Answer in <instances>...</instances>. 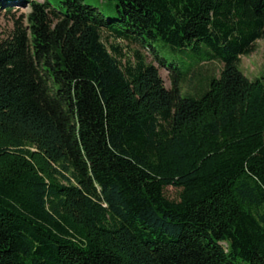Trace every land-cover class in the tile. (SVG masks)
<instances>
[{
    "label": "trees",
    "instance_id": "16d2710c",
    "mask_svg": "<svg viewBox=\"0 0 264 264\" xmlns=\"http://www.w3.org/2000/svg\"><path fill=\"white\" fill-rule=\"evenodd\" d=\"M263 38L264 0H0V264H264Z\"/></svg>",
    "mask_w": 264,
    "mask_h": 264
},
{
    "label": "rangeland",
    "instance_id": "374dc122",
    "mask_svg": "<svg viewBox=\"0 0 264 264\" xmlns=\"http://www.w3.org/2000/svg\"><path fill=\"white\" fill-rule=\"evenodd\" d=\"M43 1V0H42ZM32 12L30 4L20 5L17 4L12 12L4 11L1 18L2 31L5 37L10 36L16 25L17 20L24 19V24H29V15ZM115 42L114 40H112ZM125 45L126 52L129 55L133 54L135 49H140L137 45H129L127 42H121ZM157 46L161 54L166 57L170 62L176 63L184 71L190 72L186 80L182 83V93H195L203 90L208 82V79L213 76H219L223 64L216 60H207L198 64V58L189 56L181 52H173L168 46L158 42ZM148 61L156 64L160 68L163 80L167 88L171 87V78L169 71L162 67L155 59V56L148 49H143ZM240 68L250 79H255L264 74V38L257 41L254 51L249 55L241 56ZM166 195L173 200H178L179 189L169 186L165 190Z\"/></svg>",
    "mask_w": 264,
    "mask_h": 264
}]
</instances>
